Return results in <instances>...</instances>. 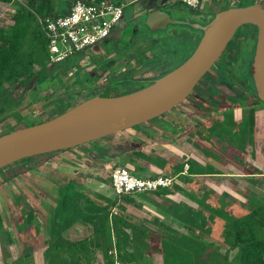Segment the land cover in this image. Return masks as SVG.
Listing matches in <instances>:
<instances>
[{"label": "crops", "instance_id": "0c3cea01", "mask_svg": "<svg viewBox=\"0 0 264 264\" xmlns=\"http://www.w3.org/2000/svg\"><path fill=\"white\" fill-rule=\"evenodd\" d=\"M160 2H162L161 5L170 3L166 0H160ZM252 4L262 6L257 2ZM199 13L204 14L201 11ZM92 51L95 53L97 50ZM146 62H150V58H146ZM56 66L60 67V65ZM145 67L146 63L140 69H136L138 77L135 79L152 80L168 71L166 67L163 73L152 74L153 70H151L149 74ZM143 72L148 73L146 78H142ZM122 89L119 92L123 94L135 90L126 87ZM194 101L196 102L187 106H180V104L176 109L136 128L68 151L46 155L52 157V160L42 161L37 169L22 171V175L18 174L9 178L13 192L9 190V180L0 183V195L5 200L4 203L0 201V225L4 232L0 236V264H59L61 262L63 264H113L115 259L122 264L121 258L124 259L125 264H164L162 254L165 249L168 252L176 250L174 253L190 252L191 245L194 249L197 248L198 239L191 235L179 236L174 234V231L169 236L157 230L155 225L167 227L165 222L159 221L160 212L154 210L153 218L148 216L147 219H145L147 215L143 219L123 215L124 210L132 213V207L131 210L126 207L135 201L134 198L144 196H147L145 198L150 204H154L152 206H156L157 209L163 208L162 202L159 201L169 202L168 197L174 195L175 182H179L178 184L184 189H189L190 194L203 191L205 195L221 183V191L226 190L227 194L234 189L242 195L252 194L253 210L257 207L264 210V103L255 101L252 105L246 106L247 110L238 105L231 108L217 105L218 107L215 108L214 104L205 105L197 100ZM226 116L235 123L242 122L245 117L248 118L252 138L247 143L238 146L232 140L218 139L212 134L209 123L214 118L221 119ZM171 123L174 127H170ZM132 130L134 133L130 134ZM141 131L146 137L150 136L151 140L148 145L144 144V147L140 148L136 139L138 136H143ZM155 132L158 133L153 136ZM122 141L127 144L125 149H130L135 156V159L131 160L133 165L128 163L124 166L132 173H139L140 175L137 176L146 178L168 175L169 170L176 169L182 172V177L176 178L171 188L158 193L117 197L111 187L109 176L106 178L103 170L107 167L105 162L111 157L126 155L127 152L120 155L119 150L123 149L120 146ZM236 145L238 148L243 147L242 153ZM78 148L86 151L90 156L93 154L96 158V162L93 163L97 166L90 165L91 163L89 164L82 154L77 153L78 157L75 158L74 155H69L70 151ZM238 162L248 165L249 168L241 171L231 170V163ZM49 164H53L55 170H51L52 166ZM185 165L187 170L184 168ZM197 166L202 170L198 171ZM70 185L75 189L67 193L69 197L78 198L75 194H79L83 198L85 195L91 202L81 203L80 207L74 210L65 196ZM115 201L105 222L107 229L102 232L99 230L100 207ZM206 202H210V199ZM228 205L224 210L228 213L232 209L242 213L250 209L242 203H237L233 207ZM207 206L214 209V204ZM10 211H12L11 216ZM58 211L64 213L66 217L62 223H57ZM197 212L198 210L188 205V208L183 210L175 209L173 218L177 223L196 230L192 215ZM199 212L208 216L207 212ZM118 219L125 227L120 226ZM215 219L221 223L225 221L221 218L215 217ZM115 220L117 224L114 223ZM56 236L60 239L54 238ZM167 242L169 246L173 245L172 248L166 246ZM211 247L210 245L204 252L207 253ZM229 248L228 246L227 249L217 251L220 256H225L230 261L228 253L232 250Z\"/></svg>", "mask_w": 264, "mask_h": 264}, {"label": "rangeland", "instance_id": "374dc122", "mask_svg": "<svg viewBox=\"0 0 264 264\" xmlns=\"http://www.w3.org/2000/svg\"><path fill=\"white\" fill-rule=\"evenodd\" d=\"M124 1L129 3V5H127V7L124 9V18L117 31H115L111 35V37L104 40L97 47H95L93 49L94 51L97 50L95 53H92V51L89 53V55H85L84 57L76 55L75 57L70 58L67 61V69L63 70L61 67L56 65L49 67L47 66V68L50 69L51 73L48 76L43 77L39 82L32 81L26 89L25 95L22 97V101L19 103V105L12 110H6L4 114L0 116V136L11 132V130L15 127V121L13 120L14 118L12 115L16 111L21 112V115L24 117L20 127L25 128L48 120L56 112L59 111V107H62V109H66V106L57 105V101L59 100H61L65 105H68L69 103L70 105L74 106L80 103L81 99L86 100L87 97L90 98L93 95L111 97L114 95L123 94L119 92V90H123L122 87H126L127 89H136L140 87V85L138 83H135L133 80L138 77V75H136L138 73V70L136 69L138 67H141L145 63V70L149 72V74H151V70H153L152 74H156V72L160 74V72L163 73V70L166 67H168V70H173L181 65L196 48L201 38V32L198 30H192L185 25H172L168 26L166 30H159L155 32L150 31L144 25L145 18L143 14H145V12L149 11L150 9H154L153 7H161L166 11H169L174 18H183L185 16H188L190 20L200 23H204V20L202 19V15L198 13L199 11L204 14H213L221 8H225V6L229 8H232V6L242 7L251 5L255 2H257L258 4L260 3L264 7V0H222L220 3L211 2V0H202L195 10L189 9L187 6L183 5L180 1L177 0H166L170 3L163 5H161L162 2H160V0ZM20 3H22L21 0ZM16 4L17 3L0 4V26H4L10 23L9 16L14 13L17 7ZM140 21H142L143 24H141ZM245 37L246 35L243 31H240L237 36V38ZM254 44L255 43L253 41H250L247 44V50L241 53V61L244 64L243 66H246V68L252 60L253 53L251 51V47ZM234 54L235 47L231 46L225 51L224 57L221 58L212 67V77H205L200 80L190 96L185 99L186 101L184 100L182 103H180L181 105H179L187 106L190 103L196 102L194 100L198 101L196 95L198 92H201L204 97L202 100H206V102L209 104L216 105L215 108L218 107L217 105L231 108L235 107L236 104H239L238 106L240 107L246 108L247 104H245V99H230L220 95L219 93H216V91H213L212 93H208L206 91V84L213 82L214 76H222V70L229 65L230 60L234 56ZM146 58H150V62H146ZM147 63H150L149 66ZM35 70H38V67H35ZM232 71L234 72L231 79H229L228 81L231 84H234L235 88L238 90L239 95L242 97L243 92L245 90H248L247 96L251 97L252 102H260L258 99L253 97V94L250 91L251 83H246V85H244L243 72L241 68L235 66L232 67ZM146 74L148 73L143 72L142 78H146ZM109 84H111L110 86H112L111 89L109 91H104V89H106ZM5 86L9 90L15 91L18 89V85L13 83H8ZM206 102H204L203 104L208 105ZM246 109L248 110V108ZM209 124L211 125L210 130L212 131V134L215 135L218 139L225 138L232 140L233 142H235L234 144H238V146L247 143L250 138H252L251 126L250 122H248L247 117H245L242 122L236 121V123L228 116L224 118L222 117L221 119L214 118ZM170 127H174L173 123H171ZM133 130L130 131V134L134 133ZM136 132L137 131H135V133ZM141 132L143 136H138V139H136L138 147L140 148L142 146L144 147V144L148 145L151 140L150 136L146 137L143 131ZM157 133L158 132H155L152 135L155 136ZM123 142L124 141H122V144L120 145L123 149H120L119 151H121L120 155L127 152L126 155H117L116 158L111 157L106 162L104 161L105 163H107V169L105 168L103 170L105 177L109 176L113 169L124 167L128 163L132 164L131 160L135 159V156H133V153L130 151V149H125L127 144ZM238 150L242 153L243 147H239ZM224 151H226L225 148ZM77 153L82 154L83 158L85 157V159H87V162L91 163H89L90 165L93 164L94 166H97L95 165V163H93L96 162V158L93 157V154L92 156H90L88 153H86V151L80 148L76 149L75 151H70L69 155L72 154L75 158L78 157ZM50 160H52V157L50 158L49 156L43 155L37 158L33 157V159L31 158V160L25 159L24 161L15 163L16 165L14 164L6 167L0 170V183H5L9 180L10 182L8 181V187L9 190L13 192V189L10 186L11 180L9 179L11 178V176H16L18 174L22 175V171H29V166H31V164H33L34 162H37V165H39L42 163V161L45 162ZM49 165L52 166L51 170H55L53 164ZM231 165V170L234 171H241L242 169L247 170L249 168L248 165L241 164V162L231 163ZM197 167L198 169H196L198 171L202 170V168H200L199 166ZM31 169H37V167ZM168 173H170V170L168 171ZM135 175L137 176L140 174L136 173ZM178 183H173L175 185V189L173 190L174 195L170 198L168 197L169 202L166 203L163 201H159L162 202L163 208L161 207L160 209H157L156 206H152L154 204H150V202H148V199L145 198L147 196H144L140 198H134L135 201L129 204V207H126L129 210H131L132 207V213L129 211L126 212V210H124L123 215L132 216L134 219H143L147 215L145 218L147 219L148 216L153 218L152 216H154L153 212L155 210L157 212H160L161 214V217H159V221L165 222V224H167V227L170 228L168 229L166 226L155 225L157 230L165 232L169 236L172 235V231H174V234L179 236H195L198 239L196 243L197 246L202 247L203 250L208 249L210 245L212 246L211 250H207V253L197 251V248L194 249L193 245H191V251L187 253H174L176 252V250L174 252H168L167 249H165L164 253L162 254V260L164 264H220L222 262V259L214 254V252L216 253L217 250L221 251L227 249L228 246L230 247L229 249L232 250L228 253L230 255V257L228 258L233 264H237L238 260L236 258L240 254V250H237L236 248L231 249L232 237L224 232L223 227L225 225L223 226L219 220H211V218L216 217L226 220L225 216H231V214L224 211L227 204H229L228 206L233 207L236 206L237 203H242L250 208L247 212L252 213L254 207L252 204V201H254L252 194L242 195L239 194L240 192H237L236 189H234L233 192L230 190L229 194H227L225 193L226 190L221 191V183L218 184L212 192H209L206 195L203 191H198L196 193L192 192L190 194L188 193L189 189H184ZM74 189L75 188L72 185H70V188L67 189V192L65 193L67 200L69 197V194L67 193H71ZM75 195L80 196L79 194ZM1 196L2 195H0V201L1 203H4L5 200ZM86 198H88V196ZM209 199L210 202H206ZM70 200L72 201L73 198L70 197ZM80 203H85V195L79 203L72 202L71 206H73V209L75 210L80 207ZM211 204H214V209H211L207 206ZM188 205L193 207V209L198 210V213H200L199 211L208 213V216L203 223V226L205 227L203 228V232L197 231L185 225H181L174 220V210H183L184 208H188ZM14 208L15 207H13V209ZM232 210L233 212H236L235 209ZM11 213L12 211H10V216ZM58 217L59 218L57 223H62V220L66 218L64 216V213L60 211H58ZM118 222L121 227H125L119 219ZM228 222L229 221L227 220L223 223L225 224ZM216 224L221 227L223 226L221 228V231L214 230V226ZM241 230L243 231V236L246 240L250 239V235H252L253 233L255 234V231L253 232V226H243ZM3 233V228L0 225V236H2ZM259 237L264 236L260 235ZM54 238L60 239L59 236H56ZM168 243L169 242L166 243V246L172 248L173 245L170 244L169 246ZM224 243L229 245L226 246ZM59 264H63V262Z\"/></svg>", "mask_w": 264, "mask_h": 264}, {"label": "water", "instance_id": "95a60500", "mask_svg": "<svg viewBox=\"0 0 264 264\" xmlns=\"http://www.w3.org/2000/svg\"><path fill=\"white\" fill-rule=\"evenodd\" d=\"M144 25L150 31L185 25L201 32L192 54L178 67L129 93L96 95L41 123L0 136V170L25 159L52 154L106 138L149 122L187 99L205 74L223 56L237 30L255 26L256 41L246 83H252L256 98L264 103V8L251 4L217 12L207 23L188 16L174 18L161 8L145 12ZM220 95L237 99L226 82L213 86Z\"/></svg>", "mask_w": 264, "mask_h": 264}, {"label": "trees", "instance_id": "16d2710c", "mask_svg": "<svg viewBox=\"0 0 264 264\" xmlns=\"http://www.w3.org/2000/svg\"><path fill=\"white\" fill-rule=\"evenodd\" d=\"M3 1L8 2L7 0H3ZM75 1L88 2V0H21L22 3L16 4L17 7L14 13L9 16L10 23L4 26H0V116L3 115L6 110H12L13 108H16L19 105V103L22 101V97L25 95L26 89L28 88V86L32 81L39 82L42 80L43 77H46L51 73L50 70L47 68L48 56L46 50V38L41 30L38 18H42V19L47 17L53 18L58 15H62L63 13L68 11L70 5ZM94 1L100 2L102 0H94ZM114 1L119 3L122 2V0H114ZM201 1L202 0H199V2ZM221 1L222 0H211V2H219V3ZM180 2L183 5H185L183 1ZM228 8L229 7L225 6V8H221L217 12L226 10ZM217 12L213 14H205V15L203 14L202 19L204 20V23L210 21ZM143 15L145 18V14ZM140 23L143 24L142 21H140ZM240 31L245 32L246 35L245 38H237ZM256 34H257V29L255 26L252 25H245L241 27L239 30H237L235 36L233 37V39L226 48L227 50L231 46L235 47V54L231 58L229 65L222 70V76L221 75L214 76V81L206 84L207 85L206 91L208 93H212L213 91L214 92L216 91L213 88L215 84L221 82L228 83L229 82L228 80L231 79L232 74L234 72L232 71V67L235 66L241 68L243 72V81H244L243 83L244 85H246V78L248 77L247 71L249 65H247V68L246 66H243L244 64L241 61L242 60L241 53L247 50V44L250 41H253L255 43ZM254 45L251 47L252 53L254 51ZM224 54L221 58L224 57ZM70 58L66 59L64 62H61L59 64L63 70L68 68L67 61ZM35 67H38V70H35ZM141 67H138L137 69ZM211 71L212 69L209 70L203 78L212 77ZM162 75H159L158 77ZM155 79L156 78L152 80L134 79L133 81L135 83L142 84L141 87H139L142 88L150 84ZM8 83L17 84L18 89L15 91L9 90L5 86ZM228 84L233 87L235 92L238 93V90L235 88L234 84H231L230 82ZM111 87L112 86L107 87L106 89H104V91L105 90L109 91ZM250 87H251L250 91L253 94V97L256 98V93L252 83ZM247 92L248 90H245L243 92L242 97L238 93L237 100L245 99L246 100L245 104L252 105L253 104L252 99L251 97L247 96L248 95ZM216 93L218 92L216 91ZM196 97L199 102L201 103L206 102V100H202L204 98L202 93L198 92ZM57 105L66 106L65 107L66 109L73 106L70 105L69 103L68 105L67 104L65 105L62 103L61 100L57 101ZM66 109H62V107H59V111L56 112L51 118L60 115L61 113L65 112ZM12 116L14 118L13 120L15 121V127L11 131L21 128L20 126L22 120L24 119V117L21 115V112L18 111L14 112ZM64 151H68V150H63L60 152H64ZM29 159L31 160V158ZM37 166H38L37 162H34L33 164H31V166H29V169L35 168ZM181 173L182 172L180 170L177 171L176 169L175 170L171 169L170 173L166 176H171V177L177 176V178H179L182 177ZM162 190L165 189H161L159 191ZM159 191L156 192L158 193ZM76 197L78 198L73 197L72 201L75 203L76 202L79 203L82 198L81 196H76ZM86 197L87 196H85V202H91ZM68 202L72 203L70 197H68ZM115 203L116 201L111 202L109 205L107 204L104 207L103 206L100 207L101 209L99 211L100 213L99 230H101L102 232L107 229V227L105 226V222L107 220L109 210L111 209V207L115 205ZM229 214H231V216H225L226 217L225 221L228 220L229 222L225 224L222 222L223 223L222 225L223 226L225 225L224 227L223 226L222 227L224 228V232L232 237L231 249L236 248L240 250V254L236 258L238 260L237 264H261L262 262H263L262 264H264V237H259L260 235L264 236V210L258 207L255 208L252 213L250 212L242 213L238 211L233 212V210H230ZM194 215H192V221L194 222V226L196 230L203 232L204 231L203 228H205L203 226V223L205 222L206 216L198 212L194 213ZM114 223L117 224V220H115ZM216 225L214 226V230L221 231L222 227ZM243 226H249V227L253 226V232L255 231V234L253 233L252 235H250L249 240L244 239L243 236L244 234L243 231L241 230ZM233 228L235 229V231ZM138 232L140 231L138 230ZM196 250L204 252L203 248L199 246H197ZM214 254H216L218 257L222 259V262L220 264H233L231 261L227 259V257L220 256L218 251H216V253L214 252ZM123 261L124 259L121 258L122 264H125Z\"/></svg>", "mask_w": 264, "mask_h": 264}, {"label": "built area", "instance_id": "2783aa9c", "mask_svg": "<svg viewBox=\"0 0 264 264\" xmlns=\"http://www.w3.org/2000/svg\"><path fill=\"white\" fill-rule=\"evenodd\" d=\"M7 1L0 0V3H20V0ZM182 1L191 10H195L200 4L199 0ZM128 4L114 0L75 1L62 15L38 18L46 38L47 66L59 65L74 55L82 57L89 55L119 28L124 18V9ZM176 178L177 176L166 175L138 177L127 167L115 168L109 175L111 187L117 197L168 189L173 186ZM113 264L120 262L115 259Z\"/></svg>", "mask_w": 264, "mask_h": 264}, {"label": "flooded vegetation", "instance_id": "af4514ba", "mask_svg": "<svg viewBox=\"0 0 264 264\" xmlns=\"http://www.w3.org/2000/svg\"><path fill=\"white\" fill-rule=\"evenodd\" d=\"M142 85V84H141ZM141 85H140V87H141ZM93 97V96H92Z\"/></svg>", "mask_w": 264, "mask_h": 264}]
</instances>
